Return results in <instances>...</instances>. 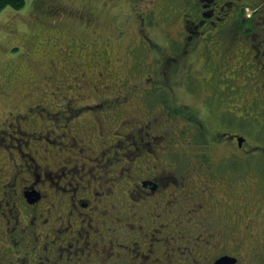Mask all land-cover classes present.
<instances>
[{
  "label": "flooded vegetation",
  "instance_id": "1",
  "mask_svg": "<svg viewBox=\"0 0 264 264\" xmlns=\"http://www.w3.org/2000/svg\"><path fill=\"white\" fill-rule=\"evenodd\" d=\"M190 1L193 17L181 19L185 36L178 49H172L171 41L163 47H148L157 61L146 62L144 55L134 60L124 87L119 85L123 80L119 72H107L108 78L97 88L102 92L96 101L76 102L75 98H83L87 92H79V83L64 85L54 66L49 74L59 79L60 86L52 93L64 88L62 102L48 108L38 101L22 111L8 112L7 127L0 126V264H183L178 253L169 251L174 249L171 239L190 235L191 226H184L182 217L178 220L179 209L177 214L169 211L189 196L197 208L210 213L212 209L217 223L233 221L231 225L238 226L245 217L244 231L250 243H260L264 236V227L260 230L264 222V176L260 168L264 163V120L256 128H249L250 132L246 126L232 124V102L239 104L240 96L227 92L222 82L236 79V74L226 71L231 59L225 55V45L231 47L229 42L243 37L230 55L243 61V79L250 82L249 91L243 95H253L264 109V16L243 30V4L247 16L254 13L244 0ZM203 28L210 30L208 36L215 37L212 42L208 43ZM250 36L255 37L254 42ZM97 40L100 38H93V44ZM109 45L106 38L97 46L99 63L110 60ZM164 47L168 49L164 51ZM136 49L138 46L131 52ZM197 62L212 63L209 78L191 74ZM184 63L191 70L183 74ZM77 73L81 77L85 74L83 70ZM191 77L197 85L184 86ZM174 86L180 93L177 96L173 95ZM127 99L131 104L127 111L122 108L124 118L104 112L107 107L118 112ZM138 100L143 101L142 108L137 106ZM87 112L105 120L100 124L97 120L93 132L74 127L81 124ZM235 117L241 125L240 115ZM177 121L186 124L180 127ZM168 128L177 129L171 142L187 139L207 150L195 152L198 165L193 166L190 179L182 174L173 179L162 177ZM194 136L198 139L193 140ZM34 142L37 144L33 147ZM49 145L57 153L47 154ZM221 148L231 153L214 159ZM63 151L66 156L58 157ZM233 157L240 159V167L231 166ZM148 160L152 161L151 168L144 163ZM243 160H249L250 166L246 167ZM135 163L140 173L131 174L128 168ZM247 168L250 173L256 171L259 186L247 188L243 195ZM119 183L124 191L117 188ZM171 186L173 196L169 197ZM131 194L136 197L131 199ZM139 197V207L123 211L136 204L132 200ZM209 237L213 238L206 236V240ZM219 248L203 264H213L222 255L235 256L238 262V256L226 246Z\"/></svg>",
  "mask_w": 264,
  "mask_h": 264
},
{
  "label": "rangeland",
  "instance_id": "2",
  "mask_svg": "<svg viewBox=\"0 0 264 264\" xmlns=\"http://www.w3.org/2000/svg\"><path fill=\"white\" fill-rule=\"evenodd\" d=\"M193 7L196 8V5H193ZM191 13L190 0H47V2L45 0H26L25 5L19 10L12 7L3 8L0 11V126L3 129L7 127V114L10 111H22L29 104L38 101L45 103L48 108H54L56 102H62L61 93H64V88L57 90V95L52 93L57 86H60L58 84L59 79H53L49 74L54 66L57 67L55 71L62 76L64 85L74 83L76 86V83H79L77 85L79 92H87V95L83 98H75L76 102L96 101L98 99L97 95L102 92V89L97 88L103 85L102 80L108 78L107 72H119L123 77L119 85L124 87V80L131 73L134 60L141 59V56L144 55L146 62L157 61L154 58L155 53L148 47L154 48L156 45L163 47L171 41L170 46L172 49H178L177 44L185 36L180 25L182 24L181 19L193 17ZM263 16L264 12L259 10L256 19H261ZM236 21L238 22V20ZM141 22L143 25H140ZM253 23L255 24V17ZM203 31V34L207 35L210 30L203 28ZM203 34L199 36H203ZM93 38H100L99 41H96V45L93 44ZM106 38H108L111 45H109L110 54L108 55L110 60L106 63H99L95 57V50L97 46H101V39ZM207 38L209 43L215 37L207 35ZM254 38V36H250V40L253 42ZM242 39L243 37H240L233 42H229L231 47L225 45V55L231 59L230 67L226 71L236 74V79L225 80L222 83L225 88L227 87V92L230 94L236 92L240 96L239 104L232 102L234 105L233 112L230 114L232 124L235 123L241 128L246 126V130L250 132L249 128H256L260 121L264 120V109L253 100V95H243L245 91H249L250 82L249 79H243V61L230 55L235 45ZM81 41H84L85 45ZM174 42L175 46L172 45ZM200 42L203 43L201 40ZM67 43H70V45H67ZM144 45L146 46L143 47ZM136 46H138V49L132 53L131 49ZM163 49L165 51L168 48L164 47ZM180 53L181 51L178 55ZM215 60H217L216 55ZM102 64L105 65L104 68ZM193 67H196V70L191 73L192 75L203 77V74L207 78L210 77L212 63L200 65L197 62ZM182 69L181 73L183 74L191 70L188 64L185 63ZM78 70L85 72L83 77L78 75ZM175 70L176 68L173 67L172 71ZM136 72L141 74L138 69H136ZM72 77L73 79H71ZM99 78L100 81H98ZM238 78L240 79L238 80ZM244 81H246L245 84ZM213 83L214 79H212ZM196 85V80L193 77L184 83V86L187 87ZM124 91L125 88L122 89L120 96L124 94ZM207 92L205 90V94ZM179 94L177 87H175L173 95L177 96ZM243 100H246V102ZM126 101L127 103H125ZM126 101L124 102L125 106L118 107V112H116V109L109 107L104 112L109 116L124 118L125 115L121 114L122 108L127 111L129 104H131L129 99ZM136 103L138 107L142 108L141 103L143 101L138 100ZM91 114L87 112V116L83 118L81 124L74 127L89 132L95 131L97 120L99 124L104 123L105 120L100 115L93 114L95 117H91ZM125 114L127 115L126 112ZM236 115H240V118L237 119L241 121V125L236 122ZM170 121L176 125L173 119ZM245 122L246 124L243 125ZM37 124L38 127L41 126L40 122ZM177 124L181 127L186 123L177 121ZM235 127L231 128L235 129ZM174 130L177 129H167L168 143L163 147L166 155V169L164 168L162 177L165 179L169 176L170 179H173L174 176L176 178L182 174L187 175L190 179L193 176V166L198 165V156L195 155V152L197 150L204 151L206 148L200 143H190L187 139H184L182 143L179 141L171 142L174 139ZM194 137L193 140L198 139L196 136ZM36 144L37 142H34L32 146L34 147ZM46 148L45 152L47 154L57 153V150L51 145L46 146ZM220 150L221 152L217 150L214 159L224 154L229 156L231 153L228 149L223 150L221 148ZM257 150V148H253V151ZM236 152L238 154L235 155L240 156L241 152ZM65 153L66 151L60 152L58 157L66 156ZM243 161L247 162L246 167L250 166L249 160ZM230 162L233 167L241 166L240 159L237 157H233ZM144 163L149 168L152 167L151 160ZM137 165L135 163V165L128 168V171L131 174L140 173V166ZM5 166L7 167L8 164ZM260 168L264 176L263 162ZM247 169L248 174L243 177V195H246L247 188L255 189L256 186H259L255 180L256 171L250 173L251 170ZM195 179H199L197 175H195ZM121 184L119 183L117 188H121ZM121 189L124 191L126 188ZM171 192L172 186L171 189L167 190L169 197L173 196ZM119 195H121V191ZM130 197L132 199L136 196L131 194ZM177 197L180 199V195H177ZM187 198L188 200L179 204L175 203L169 211L170 214H177L179 209L178 220L182 217L184 226H191L190 235L178 236L176 240L171 239L174 241V249H169V251L175 254L178 253L183 264H203L206 260L212 258L219 246H226L230 253L236 254L239 258L237 264H264V236H261L262 233L260 232L262 238L260 243L256 246L251 244L250 238L247 237L244 231L245 217H243V223H238V226H232L233 221H228L226 224L217 223L212 209V217L208 220L211 213L206 212L205 208H197L192 197ZM141 200V197L135 202L132 200V203L136 204L123 211H128L131 208L136 209L139 207L138 201ZM207 205L210 206V203ZM263 227L264 222H262L260 230ZM197 234L199 235L198 238L195 237ZM236 234L241 235L242 238L236 237ZM206 236H213V238L209 237L206 240ZM240 241H242V244L236 246L235 244ZM171 245L168 242V246ZM173 257L175 256H171V258Z\"/></svg>",
  "mask_w": 264,
  "mask_h": 264
},
{
  "label": "trees",
  "instance_id": "3",
  "mask_svg": "<svg viewBox=\"0 0 264 264\" xmlns=\"http://www.w3.org/2000/svg\"><path fill=\"white\" fill-rule=\"evenodd\" d=\"M25 2L26 0H0V11L5 7H12L15 10H19L25 5ZM45 2H47V0H45ZM244 2L248 3L247 9L253 10L254 13L252 17L247 16V11L245 10V6L243 4V6L241 7V14L243 15V20L241 19V22H243V30L246 28V26L253 23L254 17H255V24L258 23L260 19H256V16L259 10L264 12V0H244ZM45 6H47V4H45ZM184 109H187V106L184 107Z\"/></svg>",
  "mask_w": 264,
  "mask_h": 264
},
{
  "label": "water",
  "instance_id": "4",
  "mask_svg": "<svg viewBox=\"0 0 264 264\" xmlns=\"http://www.w3.org/2000/svg\"><path fill=\"white\" fill-rule=\"evenodd\" d=\"M237 258L230 255H222L218 257L213 264H235Z\"/></svg>",
  "mask_w": 264,
  "mask_h": 264
}]
</instances>
